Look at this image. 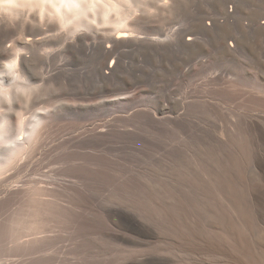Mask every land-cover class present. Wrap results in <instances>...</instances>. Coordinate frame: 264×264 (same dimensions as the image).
<instances>
[{
	"label": "rangeland",
	"instance_id": "1",
	"mask_svg": "<svg viewBox=\"0 0 264 264\" xmlns=\"http://www.w3.org/2000/svg\"><path fill=\"white\" fill-rule=\"evenodd\" d=\"M247 1L134 0L137 38L113 60L55 25L26 29L22 74L39 83L43 69L56 87L44 89L39 134L1 155L0 264H233L182 232L230 222L211 191L228 161L261 184L250 123L264 117V48L245 25L264 0ZM16 35L0 26V49Z\"/></svg>",
	"mask_w": 264,
	"mask_h": 264
},
{
	"label": "clouds",
	"instance_id": "2",
	"mask_svg": "<svg viewBox=\"0 0 264 264\" xmlns=\"http://www.w3.org/2000/svg\"><path fill=\"white\" fill-rule=\"evenodd\" d=\"M129 9L133 15L127 14ZM143 11L134 0H0V26L17 32L0 49V53L11 57L0 61V134L8 132L9 145L5 146H10L21 133L25 137L39 134L43 110L47 108L44 89L56 87L54 82H48L50 78L43 69L40 70L43 74L35 72L39 83H31L20 70L21 56L29 54L16 42H32L25 34L29 26L46 32L50 25H56L57 30L52 33L58 37L64 35L70 41L93 32L118 37Z\"/></svg>",
	"mask_w": 264,
	"mask_h": 264
},
{
	"label": "bare ground",
	"instance_id": "3",
	"mask_svg": "<svg viewBox=\"0 0 264 264\" xmlns=\"http://www.w3.org/2000/svg\"><path fill=\"white\" fill-rule=\"evenodd\" d=\"M198 1L206 3L210 2L211 0ZM247 2L252 3L251 0ZM232 4L233 6H231L234 8V11L231 12V10L228 9L225 12L220 13L221 18L224 19V22L226 23L231 22V20L235 17L237 6L234 5V3ZM127 14L133 15V10L129 9ZM207 19L208 21L211 20V22H208V28H213L212 26H214L215 24H218V27L219 24L223 23L219 19H213L211 17H208ZM245 26L254 29V39L252 38V40H254L255 43H252L256 44V46L260 49L264 48V4L262 5V11L259 13L258 17L249 21V24ZM84 38L91 41V44L93 45L97 43L104 45L107 58H112L113 60L114 51L117 50V48L123 45L125 42L134 41L137 36L128 29H126L123 35H120L118 37L113 35H98L93 32L92 34H84L78 36L73 42L77 43ZM235 42L236 43L234 44L230 43V45H226L227 48L236 49L239 44L237 43V41ZM110 66L112 67V65ZM5 82L7 83V80H5ZM250 125H252L251 127L255 136L254 140L252 139L254 142L253 145L255 147L254 159L251 160L252 167L250 169H253L252 171L258 176V181H260L261 183L259 187L257 189L255 188L256 190L253 188H249V183L246 179L247 177L243 173L244 171L241 170L242 172H240L239 170H237L239 168H242V165L240 164V167L237 168L235 163L233 164V162H231L230 160L227 163L229 168L223 172L219 170L212 178L214 182V185H212L213 188H215L214 192L213 190H211L213 188L210 189L212 193H214L213 196L215 200L214 203L217 206L216 208H219L222 217L224 219H229L230 222L218 223L217 225H213L212 227V224L208 225V227H204L200 223H183L184 225H186V227L188 225L189 228L188 231L182 232L184 238L189 241H195V243L201 238L203 244L206 241L208 243H213L221 249V252L225 253L226 251L228 253V256L227 258H225V260L229 258L233 264H264V215L260 214L261 206L264 203V196L262 194V189L264 188V117L259 116L252 118V122L250 123ZM21 135H23V133H21ZM23 138L25 142L28 138H30V136L25 137L23 135ZM22 144L23 143L18 138H16V140L11 142L10 146H5L9 145L8 132L5 131L4 133L0 134V161L1 155L3 153L16 152V150ZM19 151H21V148ZM244 170L246 171L247 169L244 168ZM247 172L245 173L247 174ZM251 209H255L256 216L255 214L251 213ZM255 217L257 218V220H259V223L254 222ZM201 234L205 235V237H201ZM220 257L221 255L219 256V258Z\"/></svg>",
	"mask_w": 264,
	"mask_h": 264
}]
</instances>
